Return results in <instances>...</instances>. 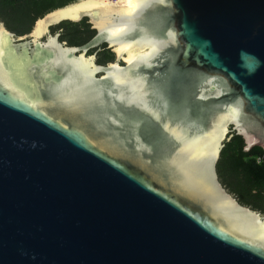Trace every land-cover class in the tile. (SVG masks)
Returning <instances> with one entry per match:
<instances>
[{"label": "water", "instance_id": "95a60500", "mask_svg": "<svg viewBox=\"0 0 264 264\" xmlns=\"http://www.w3.org/2000/svg\"><path fill=\"white\" fill-rule=\"evenodd\" d=\"M83 19L82 47L49 31ZM233 134L264 150V0L0 19V264H264V215L217 173Z\"/></svg>", "mask_w": 264, "mask_h": 264}, {"label": "trees", "instance_id": "16d2710c", "mask_svg": "<svg viewBox=\"0 0 264 264\" xmlns=\"http://www.w3.org/2000/svg\"><path fill=\"white\" fill-rule=\"evenodd\" d=\"M76 0H0V19L6 27L18 34L31 30L34 22L46 13L61 8ZM85 20L83 21V23ZM78 23L63 22L53 27L66 28L63 39L71 45L87 42L94 31L87 26L78 29ZM85 33L86 37H74ZM114 60V54L105 49L98 53V63L106 64ZM245 143L241 136L233 137L225 142L217 164L219 180L224 187L245 206H252L264 213V150L255 146L248 152L244 151Z\"/></svg>", "mask_w": 264, "mask_h": 264}, {"label": "flooded vegetation", "instance_id": "af4514ba", "mask_svg": "<svg viewBox=\"0 0 264 264\" xmlns=\"http://www.w3.org/2000/svg\"><path fill=\"white\" fill-rule=\"evenodd\" d=\"M77 1V0H76ZM75 1V2H76ZM85 20V22L83 23V21ZM69 22V21H68ZM78 23V29H80V30H84L85 28H87V26H88V28L90 29V30H92V31H94V35L87 41V42H85V43H80V44H74V45H71L70 43H69V41L68 40H66V39H63V34L65 33V31H66V28H64V27H60V28H58V31H56V32H53L52 30H51V32L53 33V34H55V33H57V32H59L60 33V37H59V40H60V42H65L66 43V45L67 46H73V47H82V46H84V45H87L92 39H93V37L95 36V34H96V32H95V30H93L92 29V27H91V25H90V23L88 22V20L87 19H83V20H81L80 22H77ZM61 25V24H60ZM87 25V26H86ZM59 26V25H58ZM11 31V30H10ZM11 32H13L14 34H15V36L16 37H20V36H24V35H27L29 32H27V33H22V34H18V33H16V32H14V31H11ZM85 33H78V34H76L77 36H74V37H79V36H81V37H86L87 35H84ZM105 49H107V50H109V51H111V49H109L108 47H107V45L104 43V44H100L98 47H96V48H91L89 51H88V55H93L94 53H96V62L98 63V53H100L102 50H105ZM112 52V51H111ZM113 53V52H112ZM114 54V53H113ZM114 59H115V55H114ZM114 61V60H113ZM113 61H111V62H113ZM108 63H110V62H108ZM108 63H106V64H108ZM99 65H106V64H100V63H98ZM236 197V196H235ZM237 198V197H236ZM247 207H249V208H251V209H254V210H256V211H258V212H261L262 213V211L261 210H259V209H256V208H253L252 206H247Z\"/></svg>", "mask_w": 264, "mask_h": 264}, {"label": "rangeland", "instance_id": "374dc122", "mask_svg": "<svg viewBox=\"0 0 264 264\" xmlns=\"http://www.w3.org/2000/svg\"><path fill=\"white\" fill-rule=\"evenodd\" d=\"M79 1L81 2L82 0H77L76 2H79ZM70 4H71V3H70ZM53 26H54V25H52V26L49 27V31H50V32H51V29L53 28ZM55 27H56V26H55ZM34 28H35V26H34ZM34 28H33V29H34ZM57 33H58V32H57ZM53 35H54V34H53ZM253 210H254V209H253ZM255 211H256V210H255ZM257 212H258V211H257ZM260 213H261V212H260ZM261 214L264 215V213H261Z\"/></svg>", "mask_w": 264, "mask_h": 264}]
</instances>
